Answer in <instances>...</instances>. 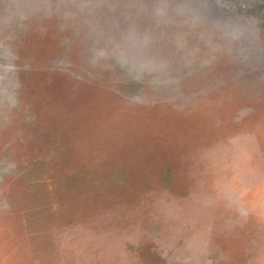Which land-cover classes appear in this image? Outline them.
Wrapping results in <instances>:
<instances>
[{"label": "rangeland", "instance_id": "374dc122", "mask_svg": "<svg viewBox=\"0 0 264 264\" xmlns=\"http://www.w3.org/2000/svg\"><path fill=\"white\" fill-rule=\"evenodd\" d=\"M8 63L0 264H264V0H0Z\"/></svg>", "mask_w": 264, "mask_h": 264}, {"label": "clouds", "instance_id": "9594fccd", "mask_svg": "<svg viewBox=\"0 0 264 264\" xmlns=\"http://www.w3.org/2000/svg\"><path fill=\"white\" fill-rule=\"evenodd\" d=\"M13 72H15V66L11 63L4 65L2 71H0V98L6 97L9 100V102L12 103L15 102L14 96L7 93V90L2 86V82L4 81L5 76L10 75Z\"/></svg>", "mask_w": 264, "mask_h": 264}]
</instances>
